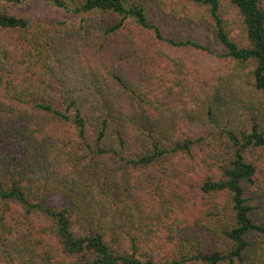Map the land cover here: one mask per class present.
<instances>
[{"label": "trees", "instance_id": "1", "mask_svg": "<svg viewBox=\"0 0 264 264\" xmlns=\"http://www.w3.org/2000/svg\"><path fill=\"white\" fill-rule=\"evenodd\" d=\"M0 0V264H264V0Z\"/></svg>", "mask_w": 264, "mask_h": 264}, {"label": "rangeland", "instance_id": "2", "mask_svg": "<svg viewBox=\"0 0 264 264\" xmlns=\"http://www.w3.org/2000/svg\"><path fill=\"white\" fill-rule=\"evenodd\" d=\"M21 10L24 14L49 21L65 18V13L61 9L42 0L29 1L22 6Z\"/></svg>", "mask_w": 264, "mask_h": 264}]
</instances>
